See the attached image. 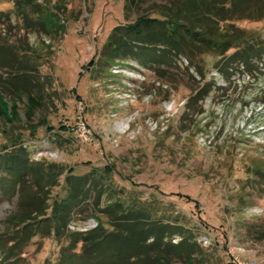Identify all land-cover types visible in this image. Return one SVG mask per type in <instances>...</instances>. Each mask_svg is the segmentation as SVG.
<instances>
[{"label": "rangeland", "instance_id": "obj_1", "mask_svg": "<svg viewBox=\"0 0 264 264\" xmlns=\"http://www.w3.org/2000/svg\"><path fill=\"white\" fill-rule=\"evenodd\" d=\"M38 2L47 13H58L54 25L37 23L41 14L50 17L33 9L27 19L19 18L15 0H0V149L16 142L28 145L33 160L59 171L64 167L50 203L63 194L70 168L80 175L94 166L111 167L107 182L118 194L124 192L120 198L140 196L158 203L161 216L194 230L202 247L194 264H233L238 258L242 264H264V214H246V209L264 208L261 58L244 65L251 77L236 74L243 70L240 63L230 64L234 70L223 74L225 85L209 78L213 70L226 71V60L211 52L199 58L202 73L187 69L188 58L163 54L102 67L100 55L110 32L129 22L124 0ZM255 9L235 26L263 36L264 12ZM25 79L29 85L24 89ZM207 89L201 100L195 99ZM167 101L179 109L161 127L144 121L150 115L163 120ZM214 125L223 128L213 144H204L206 134L212 140ZM93 198L73 209L71 230L98 224L87 216ZM17 208V194H0V233ZM61 246L51 236H39L20 262L50 264Z\"/></svg>", "mask_w": 264, "mask_h": 264}, {"label": "trees", "instance_id": "obj_2", "mask_svg": "<svg viewBox=\"0 0 264 264\" xmlns=\"http://www.w3.org/2000/svg\"><path fill=\"white\" fill-rule=\"evenodd\" d=\"M124 4L129 22L110 32L100 55L102 67L163 54L171 59L188 58L187 69L193 66L202 73L199 58L211 52L226 60L222 72L230 75V64L244 67L264 56V35L254 36L235 26L246 11L252 16L256 7L264 12V0H124ZM146 4L150 6L141 12ZM41 6L38 0H15V14L27 19L32 9L44 12L50 21L41 14L37 23L54 25L58 13L51 9L47 13ZM131 14H136L134 19L129 18ZM95 63L90 61L92 66ZM28 83L25 79L24 89ZM208 91L195 99L201 100ZM28 98L37 100L34 95ZM105 168L103 172L94 166L80 175L70 168L63 194L50 203L51 190L58 185L64 167L59 171L53 164L33 160L28 145L16 142L11 149H0V194L18 195V208L6 217L0 233V264H22L27 246L42 235L62 243L59 258L50 264H194L202 249L194 230L177 218L165 219L158 203L140 196L120 198L124 192L118 194L107 182L112 168ZM91 194L92 211L87 216L97 220V226L71 230L73 209Z\"/></svg>", "mask_w": 264, "mask_h": 264}, {"label": "built area", "instance_id": "obj_3", "mask_svg": "<svg viewBox=\"0 0 264 264\" xmlns=\"http://www.w3.org/2000/svg\"><path fill=\"white\" fill-rule=\"evenodd\" d=\"M188 64L189 63L187 61V66H188ZM260 64H261V67L264 69V56L261 58ZM240 68H242L243 70L240 69L239 72L236 73V74H240V72H242V73L245 72L247 74V76L251 77V73L249 71L245 70L243 66H240ZM236 74H234V75H236ZM222 76H223V73H221L219 70H213L211 72L209 78L211 79V81H214V80L216 81L217 80L221 85H225V82H223ZM220 78H221V80H220ZM263 78H264V74H263ZM165 107L169 108V113L164 111L165 114H162L163 115V117H162L163 120L156 119V118H154V116L150 115V116H147V117L146 116L143 117V119H145L144 121L145 122L149 121V122H152L153 124H155V129H157L158 127H161L163 121L167 120L170 116L173 115L172 113H174V111H178V109H179V106L176 105V103H171V101L165 102ZM215 127H216V130L213 132V135L211 137L212 140H210V134H206L207 136L204 139V141H205L204 144H206L208 141L211 142L210 144H213L214 141H215L216 135H218L219 131H221V129L223 128V126L221 127L220 125L219 126H215ZM83 130H87L88 131L87 133H91V132H89V130L86 127H84ZM96 226H97V223L92 221V223H90V225L88 227L85 226V230L88 229V228H94ZM232 263L233 264H242V262H241V260L239 258L238 259H233Z\"/></svg>", "mask_w": 264, "mask_h": 264}, {"label": "clouds", "instance_id": "obj_4", "mask_svg": "<svg viewBox=\"0 0 264 264\" xmlns=\"http://www.w3.org/2000/svg\"><path fill=\"white\" fill-rule=\"evenodd\" d=\"M246 214L248 215H262L264 214V208H260V207H254V208H250V209H246Z\"/></svg>", "mask_w": 264, "mask_h": 264}]
</instances>
